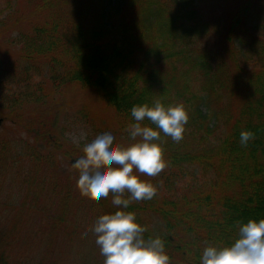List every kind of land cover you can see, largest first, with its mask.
Listing matches in <instances>:
<instances>
[{"label": "trees", "instance_id": "obj_1", "mask_svg": "<svg viewBox=\"0 0 264 264\" xmlns=\"http://www.w3.org/2000/svg\"><path fill=\"white\" fill-rule=\"evenodd\" d=\"M6 1L7 15L23 27L16 26L10 66L0 58V85L12 87V99L21 104L8 114L0 106V120L17 130L0 140V177L28 184L24 204L30 199L53 228L63 226L72 245L120 206L112 204L111 193L99 201L80 194L72 164L83 147L52 134L50 111L39 107L71 83L96 89L113 109L118 144L134 142L126 131L135 123L133 106L156 99L185 105L183 139L161 133L158 141L168 166L158 176L141 177L156 186L155 197L124 209L147 229L145 238L163 240L170 264H200L207 246L235 241L238 224L264 219V0H238L228 21L210 18L206 0ZM237 43L249 45L248 54ZM26 104L27 110L18 109ZM31 126L37 129L21 132ZM246 130L255 139L245 147L240 134ZM3 189L0 180L2 205L9 206ZM6 215L0 210V264H29L11 254L15 247L38 248L43 234L55 239L54 229L42 223L21 247L26 232L16 231L17 215L12 230L2 229Z\"/></svg>", "mask_w": 264, "mask_h": 264}, {"label": "clouds", "instance_id": "obj_2", "mask_svg": "<svg viewBox=\"0 0 264 264\" xmlns=\"http://www.w3.org/2000/svg\"><path fill=\"white\" fill-rule=\"evenodd\" d=\"M135 123L126 131L133 143L128 146L114 144L112 132L96 136L83 147V155L72 164L78 170L77 187L83 197L94 201L113 195L112 204L120 206L113 214L101 215L91 231L104 264H170L165 244L159 237L145 238L147 229L134 212L125 211L133 202L151 200L157 193L155 185L142 176H158L168 163L164 157L161 133L174 142L183 139L189 113L183 103L165 106L156 99L150 106L131 108ZM150 125L144 124V121ZM155 125V127L151 126ZM87 134L72 136L79 144ZM255 139L251 131H242L240 144L247 146ZM135 169V171H134ZM129 193V198H124ZM238 237L226 246L209 245L203 249L200 264H264V219H251L238 224ZM87 234V233H85Z\"/></svg>", "mask_w": 264, "mask_h": 264}, {"label": "rangeland", "instance_id": "obj_3", "mask_svg": "<svg viewBox=\"0 0 264 264\" xmlns=\"http://www.w3.org/2000/svg\"><path fill=\"white\" fill-rule=\"evenodd\" d=\"M237 1L238 0H206L203 8L210 18L225 16L224 19L228 21L230 20L229 17L233 14V8L235 4H237ZM8 12L9 8H7V1L0 0V33L5 31V34L0 36V58L4 59L1 63L5 66H10L8 61L11 60L12 53L15 51L13 38L14 35L19 32L16 26L23 27V23H20V21L16 22V16H9L7 15ZM15 23L17 25H15ZM237 46L242 52L243 49H245L246 54H248L249 45L237 43ZM13 97L14 91L12 87H9L8 84L0 85V106L5 114L15 110L17 106L21 104V102L18 101L14 102L12 99ZM29 101L32 104V101ZM26 107L29 108L26 104L18 109L20 110L23 108V110H25ZM39 107H43L47 111H50L48 118L54 122L52 134H56L62 139L67 137L73 142V135L78 138L81 131L86 133V140H82L77 144L80 147H84L85 143L91 142L100 134L105 132H112L114 134L116 130L114 129L116 120L115 112L106 105L97 90L92 87H83L73 83L62 85L50 92L49 97ZM9 116L11 117L12 115ZM31 128L35 130L37 126H31L30 129L26 127L24 128L25 131L21 132L24 135H28V131L31 130ZM12 134H17L16 128L11 126L10 121L1 119L0 140H5L8 135ZM114 137V142L116 144L120 141L119 139L122 140L121 136L119 138L116 136ZM120 145L128 146L127 140L124 141V143L121 141ZM62 168L65 171L69 168V160H64L62 162ZM0 180L5 188L2 190V193L10 195L7 202L11 203L9 206L2 205L4 201L2 200L3 197H0V210L4 209L5 213L8 214L5 216L6 221L2 223L1 228L8 231L12 230L15 223V221L13 223V219L15 215H17L20 224L16 231L26 232V235H21L22 242L19 241V246L21 245L22 247L23 245L30 244L32 236L30 231L39 229L42 223L48 227H52L51 225H53V223L48 215L44 212H40L42 211L39 209L40 207L37 204L34 205L30 199H27V203L24 204L26 187L29 186L28 184H22V187L19 182L13 183L11 178L5 175L0 177ZM55 208L58 207L56 206ZM155 222L156 220L153 223ZM61 227H52L55 231V239L52 242L49 241L47 234H43L46 232H41L43 234H41L42 238H40L36 244L39 245L38 248L27 245L26 250L22 248L19 250L15 247V250H13L11 254L13 256L20 255V257L29 262V264H55V262H59L60 264H74L72 261L79 263L76 259L80 260L82 264H104L105 257L100 254V248L95 243L96 235L94 236L93 233L89 235L83 234V236H85V241H83L81 239L82 233H79L74 245H72L74 241L69 240L65 236V233H62L64 227ZM17 232L14 235L18 234ZM47 233H49L48 228ZM38 235H40V233Z\"/></svg>", "mask_w": 264, "mask_h": 264}]
</instances>
